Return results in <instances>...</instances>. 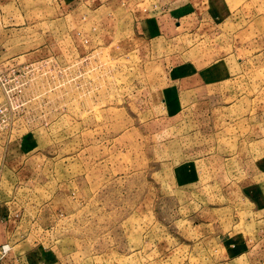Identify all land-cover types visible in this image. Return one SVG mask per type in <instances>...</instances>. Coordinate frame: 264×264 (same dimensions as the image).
Here are the masks:
<instances>
[{"label": "rangeland", "instance_id": "rangeland-1", "mask_svg": "<svg viewBox=\"0 0 264 264\" xmlns=\"http://www.w3.org/2000/svg\"><path fill=\"white\" fill-rule=\"evenodd\" d=\"M0 264H264V0H0Z\"/></svg>", "mask_w": 264, "mask_h": 264}, {"label": "crops", "instance_id": "crops-1", "mask_svg": "<svg viewBox=\"0 0 264 264\" xmlns=\"http://www.w3.org/2000/svg\"><path fill=\"white\" fill-rule=\"evenodd\" d=\"M7 218H8V214L6 212L5 207H2L0 205V245L7 243L5 242L7 238V234H6L7 233V224H6Z\"/></svg>", "mask_w": 264, "mask_h": 264}, {"label": "built area", "instance_id": "built-area-1", "mask_svg": "<svg viewBox=\"0 0 264 264\" xmlns=\"http://www.w3.org/2000/svg\"><path fill=\"white\" fill-rule=\"evenodd\" d=\"M2 108L0 107V115ZM9 250V245L7 243L0 245V257H2Z\"/></svg>", "mask_w": 264, "mask_h": 264}]
</instances>
